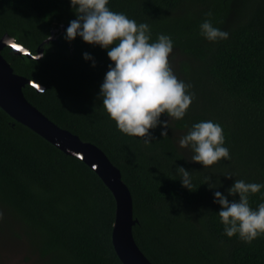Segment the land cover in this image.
Returning <instances> with one entry per match:
<instances>
[{"label":"trees","instance_id":"1","mask_svg":"<svg viewBox=\"0 0 264 264\" xmlns=\"http://www.w3.org/2000/svg\"><path fill=\"white\" fill-rule=\"evenodd\" d=\"M108 7L148 23L153 40L170 35L173 50L194 63L181 65L182 78L174 71L195 98L182 119L161 114L169 120L168 136L158 125L150 129L155 139L145 144L117 128L98 96L111 63L107 51L80 37L64 39L76 18L70 0H0V38L8 33L35 53L58 29L40 59L2 50L15 73L45 87L26 84L25 97L57 125L101 148L120 170L137 219L134 239L153 264H264V235L251 243L228 237L217 213L221 206L213 202V192L227 195L235 179L264 183V0H109ZM204 19L229 37L206 40L199 34ZM84 52L93 55L95 67ZM208 119L222 125L231 158L205 167L178 146L174 131L185 135ZM177 166L191 171V190L182 186ZM261 192L249 194L252 208L264 201ZM0 206L42 264H122L112 244L116 204L108 187L82 160L1 107Z\"/></svg>","mask_w":264,"mask_h":264},{"label":"clouds","instance_id":"2","mask_svg":"<svg viewBox=\"0 0 264 264\" xmlns=\"http://www.w3.org/2000/svg\"><path fill=\"white\" fill-rule=\"evenodd\" d=\"M108 4L109 0H70L76 18L69 22L64 39L71 42L80 37L107 51L111 63L98 96L121 132L149 144L155 139L150 129L158 125L162 126L160 135L168 136L169 120H161V114L184 118L195 94L188 91L191 85L179 79L172 69L169 61L174 46L172 37L158 34L153 40L148 23H138L123 12L111 10ZM205 15L211 17L212 13L209 11ZM199 34L210 42L229 37V33L214 26L211 19L200 23ZM82 56L95 67L91 53L84 52ZM179 145L190 148L194 153L191 161L205 167L231 158L222 125L211 119L194 123L179 139ZM176 169L182 186L191 190V171L183 166ZM214 184L209 183V188L217 189L220 181L218 186ZM261 189H264V183L235 179L227 189V195L218 190L213 192V202L221 206L217 213L228 237L238 235L244 242L251 243L264 235V201L256 208L249 203V194L261 192ZM237 194L238 199H228ZM261 195L264 196V192Z\"/></svg>","mask_w":264,"mask_h":264},{"label":"water","instance_id":"3","mask_svg":"<svg viewBox=\"0 0 264 264\" xmlns=\"http://www.w3.org/2000/svg\"><path fill=\"white\" fill-rule=\"evenodd\" d=\"M58 29L37 47L35 53L17 42L8 33L0 38V107L14 120L27 126L65 154L77 157L88 165L111 191L116 204L112 244L122 264H153L137 245L133 226L137 219L133 215V201L129 187L123 181L120 170L105 152L94 143L83 141L78 135L60 127L25 97L23 88L32 85L37 91L44 86L14 72L10 62L3 56L4 47H10L14 55L40 59L43 45L56 38Z\"/></svg>","mask_w":264,"mask_h":264},{"label":"rangeland","instance_id":"4","mask_svg":"<svg viewBox=\"0 0 264 264\" xmlns=\"http://www.w3.org/2000/svg\"><path fill=\"white\" fill-rule=\"evenodd\" d=\"M169 61L173 71L181 78L183 77L181 65L194 64L193 61L176 50L170 54ZM174 136L178 146L191 158L194 154L193 151L179 145V139L183 134L175 130ZM0 264H42L38 254L22 235L20 225L11 221L9 212L3 206H0Z\"/></svg>","mask_w":264,"mask_h":264}]
</instances>
